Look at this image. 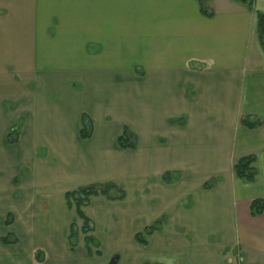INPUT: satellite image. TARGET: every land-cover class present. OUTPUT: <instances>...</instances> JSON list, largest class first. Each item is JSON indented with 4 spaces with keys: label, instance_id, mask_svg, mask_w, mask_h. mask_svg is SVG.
Returning a JSON list of instances; mask_svg holds the SVG:
<instances>
[{
    "label": "crops",
    "instance_id": "0c3cea01",
    "mask_svg": "<svg viewBox=\"0 0 264 264\" xmlns=\"http://www.w3.org/2000/svg\"><path fill=\"white\" fill-rule=\"evenodd\" d=\"M205 2L210 18L197 0H0V264H264V214H249L264 199V0ZM124 127L134 150L118 147ZM246 156L252 183L233 173ZM104 183L125 198L82 208L100 255L82 234L70 251L81 221L64 196Z\"/></svg>",
    "mask_w": 264,
    "mask_h": 264
},
{
    "label": "trees",
    "instance_id": "16d2710c",
    "mask_svg": "<svg viewBox=\"0 0 264 264\" xmlns=\"http://www.w3.org/2000/svg\"><path fill=\"white\" fill-rule=\"evenodd\" d=\"M200 5V11L202 14L208 18L212 17L213 13L208 11L205 8V0H197ZM246 6L247 10L254 12V0H235ZM257 18V34L260 42L262 51L264 52V15L258 12H255ZM174 124L182 125L183 121H172ZM241 125L249 130H253L256 127L261 125L260 121H257L253 118H244L241 121ZM91 136V122L86 117L82 119V125L80 129V137L82 139H87ZM19 138V124L13 126L7 136L6 141L9 144H16ZM117 144L120 149L123 150H134L136 148V136L129 131L127 127L122 129L121 134L117 137ZM256 158L254 156H246L239 159L233 166V173L236 179L252 183L256 179L257 172L253 167ZM178 177L175 174L165 173L162 177V180L166 184L172 183ZM217 180L210 179L205 182L203 188L209 190L216 186ZM104 197L109 201H121L125 198V193L120 187L113 183H104V184H92L84 187H80L72 192L65 194L64 199L66 202V207L69 210L74 209L78 219L81 221V226L78 228L76 225H71L68 235V244L70 251H73L76 247L79 234L83 235L84 246L88 255H100L99 252V243L91 235L92 225L90 220L82 212V208L87 206L90 203L92 197ZM249 214L252 217H257L264 214V199H255L251 201L249 206ZM10 216H7L5 224L9 226ZM164 224V217L156 220L151 225L145 227L141 232L135 235V242L139 245L146 246L148 245L149 238L156 232L162 230ZM17 240L11 236L6 235L1 238V243L3 245L15 244ZM92 250H95L93 253ZM42 253L36 252V259L41 258Z\"/></svg>",
    "mask_w": 264,
    "mask_h": 264
},
{
    "label": "water",
    "instance_id": "95a60500",
    "mask_svg": "<svg viewBox=\"0 0 264 264\" xmlns=\"http://www.w3.org/2000/svg\"><path fill=\"white\" fill-rule=\"evenodd\" d=\"M118 260H119V256H118V255H115V256H113V257L110 259V261H109L108 264H117Z\"/></svg>",
    "mask_w": 264,
    "mask_h": 264
},
{
    "label": "rangeland",
    "instance_id": "374dc122",
    "mask_svg": "<svg viewBox=\"0 0 264 264\" xmlns=\"http://www.w3.org/2000/svg\"><path fill=\"white\" fill-rule=\"evenodd\" d=\"M205 5H206V2H205ZM16 124H18V123H16ZM16 124H14L13 126H15ZM11 129V128H10ZM1 229H2V227H0ZM3 230V229H2ZM76 240L78 241V242H80L81 241V237L80 236H78L77 238H76ZM1 250L3 251V248L1 247ZM3 264V263H2Z\"/></svg>",
    "mask_w": 264,
    "mask_h": 264
}]
</instances>
